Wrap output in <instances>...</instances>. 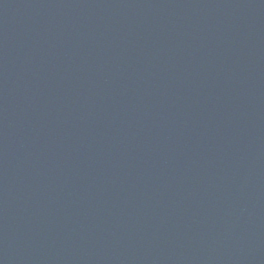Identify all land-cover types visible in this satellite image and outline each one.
<instances>
[{"label":"water","instance_id":"obj_1","mask_svg":"<svg viewBox=\"0 0 264 264\" xmlns=\"http://www.w3.org/2000/svg\"><path fill=\"white\" fill-rule=\"evenodd\" d=\"M0 264H264V0H0Z\"/></svg>","mask_w":264,"mask_h":264}]
</instances>
